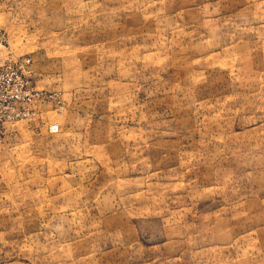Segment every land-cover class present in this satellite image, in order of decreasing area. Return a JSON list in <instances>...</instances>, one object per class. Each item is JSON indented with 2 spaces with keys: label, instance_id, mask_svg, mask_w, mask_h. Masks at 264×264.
I'll use <instances>...</instances> for the list:
<instances>
[{
  "label": "rangeland",
  "instance_id": "1",
  "mask_svg": "<svg viewBox=\"0 0 264 264\" xmlns=\"http://www.w3.org/2000/svg\"><path fill=\"white\" fill-rule=\"evenodd\" d=\"M0 58V264H264V0H0Z\"/></svg>",
  "mask_w": 264,
  "mask_h": 264
},
{
  "label": "built area",
  "instance_id": "2",
  "mask_svg": "<svg viewBox=\"0 0 264 264\" xmlns=\"http://www.w3.org/2000/svg\"><path fill=\"white\" fill-rule=\"evenodd\" d=\"M17 69L12 63H5L1 58H0V102L6 103V104H13V100L10 98H4L2 94V87L3 84H9L11 81H14V77H18L22 79V76H12L13 73H15ZM20 99V97H17V102ZM3 120L0 118V125L2 124Z\"/></svg>",
  "mask_w": 264,
  "mask_h": 264
}]
</instances>
